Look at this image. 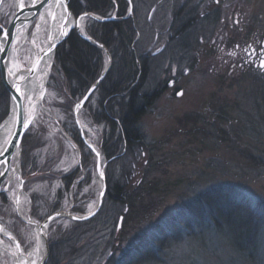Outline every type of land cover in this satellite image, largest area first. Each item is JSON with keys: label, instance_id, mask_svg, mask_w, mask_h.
<instances>
[{"label": "rangeland", "instance_id": "374dc122", "mask_svg": "<svg viewBox=\"0 0 264 264\" xmlns=\"http://www.w3.org/2000/svg\"><path fill=\"white\" fill-rule=\"evenodd\" d=\"M111 2L107 17L119 19V3ZM132 6L129 18L137 25L133 50L138 66L148 57L141 92L164 88L139 121L150 150H135L136 159L126 153L116 137L118 126L101 119L99 85L78 119L101 155V208L87 221H52L45 264H122L160 226L188 216L185 206L211 188H232L241 199L264 206V67H255L257 60L250 57V51L264 50V0H134ZM127 9L125 5V15ZM13 11V0H2L0 26L8 25ZM87 20L81 25L83 33ZM36 22L37 18L30 23L21 59L32 58ZM47 29L45 25L44 38ZM114 60L113 81L119 68ZM112 63L111 59L110 70ZM105 64L106 58L103 68ZM136 78L140 81L142 76ZM72 90H67L53 58L43 100L46 112L27 130L19 161L21 215L36 223L57 212L82 216L97 204L96 158L82 142L74 119V106L83 93L73 97ZM9 109V95L0 80V124ZM149 155L153 166L146 184L157 182L159 192L145 201L146 210L130 215L114 192L124 181H145L141 176ZM18 187L17 180L0 194V224L28 254L36 235L34 227L16 214ZM194 224H182L169 233L179 236L141 264H264V227L253 263L236 254L234 239L225 229ZM0 264H14L8 250L0 251Z\"/></svg>", "mask_w": 264, "mask_h": 264}, {"label": "trees", "instance_id": "16d2710c", "mask_svg": "<svg viewBox=\"0 0 264 264\" xmlns=\"http://www.w3.org/2000/svg\"><path fill=\"white\" fill-rule=\"evenodd\" d=\"M114 1L119 3L117 14L119 18H122L125 15V5L128 3L126 0ZM131 2L133 3L134 0ZM68 7L75 17L83 13H93L106 18L112 8V2L111 0H68ZM87 21L85 35L101 43L113 60L111 70L109 69L98 87V90L102 91V97L99 100L102 111L101 119L110 123L113 128L118 126V128L116 127V137L118 142L125 147L127 154L134 156L135 150L149 151L150 148L145 146L140 133L139 121L159 99L164 88L155 89L151 93L141 92L148 73V57L143 59L141 67H139L137 56L133 50L137 25L132 18L110 22ZM105 58L100 49L82 40L72 30L68 37L57 46L54 64L62 76L67 90L73 89L71 93L74 97L77 93L84 95L99 77ZM114 59H117L119 63L115 81L112 77ZM139 75L142 76L140 81L136 78ZM105 155L111 156L106 151ZM149 157L147 169L141 176L145 181L134 185H128L124 181L122 186H118L114 192L115 199L127 207L130 215L146 210L145 201L154 200L151 196H155L159 192L157 182L146 184L153 166L152 156L149 155ZM183 210L188 212V216L176 218L173 222L171 219L169 225L160 226L146 240L134 247L127 260H123L122 264H141L151 261L154 259L153 254L156 251L179 236V233L170 235L169 233L182 224L185 225V228L192 227L194 221L195 224L198 222H203L206 225L212 224L218 231L225 229L226 232H229L228 235L234 239L233 250L236 254L253 263L257 260L258 233L264 227V206L262 204L255 205L241 199L238 191L232 188L219 187L211 188L196 196Z\"/></svg>", "mask_w": 264, "mask_h": 264}, {"label": "water", "instance_id": "95a60500", "mask_svg": "<svg viewBox=\"0 0 264 264\" xmlns=\"http://www.w3.org/2000/svg\"><path fill=\"white\" fill-rule=\"evenodd\" d=\"M126 1L128 3L127 13L124 17L118 19L115 17V15L111 17L103 18L93 13H83L75 17L69 10L68 0H13V8H14L13 17L5 28L0 26V80L9 95L10 106L13 107V113H14V122H13L12 131L7 141L5 142L2 150L0 151V194L5 192L7 189V184L3 188L2 186L6 180V177L9 173L12 164L14 169L18 170L20 173L19 161H20L22 141L27 130L29 129V127L33 122V118L27 117L25 113L24 95L22 91L23 82L18 81L15 78L11 77L8 71L9 57L11 54V50L15 38L19 30L24 25L30 24L31 21L34 20L35 18L40 17V15L50 5H53L54 11H56L58 8H61L63 11L64 16L61 27L59 29L58 37L47 49L43 50L40 53V55L34 59L33 66L29 71L30 75L33 74L37 65L45 55L50 54L52 58H54L55 50L57 46L68 37V35L72 30H74L82 40L100 49L106 57V64L103 70L101 71L99 77L87 89V91L84 93L82 98L76 103L73 110L75 124L78 128L81 140L84 143V145L87 146L89 150H91V152L95 155L96 158V173L101 180V188H100L97 204L92 212L82 216H77L69 212H57L49 215L42 222L36 223L33 220L23 218L17 206L19 199L16 198L15 210L18 218L21 221H23L25 224L34 227V229L36 228L38 230V233L41 235L43 234L44 230H47L49 224L56 219L65 218L72 220L74 222H83L94 217L101 208V204L105 193V181L103 174L104 167L101 166V155L98 149L86 139L84 134V129L79 122L78 116H79V112L83 109L85 104L88 102L92 94L95 92L97 87L100 85V83L103 81L106 74L108 73L111 64V57L107 49L101 43L88 37L87 35H85V33L82 32L81 25L85 19H90L96 22H110L121 19H127L131 17L132 7H133L132 2L131 0H126ZM1 2L2 0H0V4ZM71 21L75 22L73 28H69V24L71 23ZM101 173L103 175H101ZM18 192H22L21 176H19ZM7 231H8L7 228H5L3 225L0 224V236H3L4 232ZM8 240L16 248L18 255H20L22 253V248L19 242L17 241V239L15 238V236L13 235L12 238ZM47 257H48V246H47V240L45 239L44 254L39 264H45L47 261Z\"/></svg>", "mask_w": 264, "mask_h": 264}, {"label": "bare ground", "instance_id": "6f19581e", "mask_svg": "<svg viewBox=\"0 0 264 264\" xmlns=\"http://www.w3.org/2000/svg\"><path fill=\"white\" fill-rule=\"evenodd\" d=\"M63 11L58 8L54 11L53 5L47 7V9L37 18L36 26L33 30V34L30 40V49L32 52V58L26 56L21 59L20 49L23 43L26 41L27 33L30 24L24 25L18 32L8 61L9 75L18 81H22V91L24 95L25 113L27 117H32L33 120L39 114L45 113L46 108L44 105V98L46 96V84L50 74V68L53 62V58L50 54L45 55L33 74L30 75L29 71L33 66V61L40 53L47 49L58 37L59 29L63 20ZM48 25L47 38L43 37L44 26ZM74 21H71L69 28H73ZM14 122L13 107L10 106L9 113L3 122L0 124V151L2 150L5 142L7 141ZM14 163V161H13ZM21 173V172H20ZM18 170L14 169L13 164L9 170L6 180L2 188L7 184V188L12 183L19 181L21 176ZM99 179V189L101 188V180ZM7 191V189H6ZM23 192H18L16 198L18 201V208L21 212V200L23 198ZM36 241L27 254L23 252L18 255L16 248L12 245L9 246L4 239H11L12 234L10 232H4L3 236H0V251L8 250L13 259L14 264H39L44 254V241L47 240V230L43 231V234H39L35 228Z\"/></svg>", "mask_w": 264, "mask_h": 264}, {"label": "flooded vegetation", "instance_id": "af4514ba", "mask_svg": "<svg viewBox=\"0 0 264 264\" xmlns=\"http://www.w3.org/2000/svg\"><path fill=\"white\" fill-rule=\"evenodd\" d=\"M250 54L251 59L254 57V60H257L255 67L261 65V62H264V50H259L258 52L250 51Z\"/></svg>", "mask_w": 264, "mask_h": 264}, {"label": "snow or ice", "instance_id": "6c2138e0", "mask_svg": "<svg viewBox=\"0 0 264 264\" xmlns=\"http://www.w3.org/2000/svg\"><path fill=\"white\" fill-rule=\"evenodd\" d=\"M260 67H264V62H261ZM25 126H27V125H25ZM101 175H103V174L101 173Z\"/></svg>", "mask_w": 264, "mask_h": 264}]
</instances>
